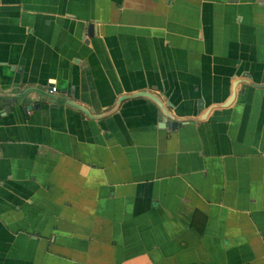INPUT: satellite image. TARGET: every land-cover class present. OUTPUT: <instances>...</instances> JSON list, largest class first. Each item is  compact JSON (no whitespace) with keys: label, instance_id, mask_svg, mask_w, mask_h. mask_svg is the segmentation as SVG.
<instances>
[{"label":"crops","instance_id":"1","mask_svg":"<svg viewBox=\"0 0 264 264\" xmlns=\"http://www.w3.org/2000/svg\"><path fill=\"white\" fill-rule=\"evenodd\" d=\"M34 89L0 264H264V0H0V94Z\"/></svg>","mask_w":264,"mask_h":264},{"label":"water","instance_id":"2","mask_svg":"<svg viewBox=\"0 0 264 264\" xmlns=\"http://www.w3.org/2000/svg\"><path fill=\"white\" fill-rule=\"evenodd\" d=\"M87 32H88V36L89 37H92V34L94 32V29H93V25L92 24H90L87 27ZM52 89H53V87L50 86L49 90L47 91V94H50V95L53 94ZM30 94H36V95L41 96L42 98H45V97L48 96L45 93H43L41 91H38V90H35V89L32 90V91H30V90L29 91H21L20 94L14 95V97H10V96L8 97L7 95L0 94V105L2 103H4V104L5 103H13L14 105H17L19 103L18 100L24 101V100H26V98ZM131 97H144V98H148L151 101H153L158 106V108L160 109L159 123L164 124L163 125L164 127L175 129L176 127L180 126V124L177 123L175 121V119L168 113V111H167L165 105L162 103V101L159 100L157 97H155V96H153V95H151L149 93H138V94L133 95ZM126 98H129V97H121L119 99L118 103L120 104ZM29 99H32V97H30ZM32 100L34 101V99H32ZM41 100H44V99H40V101ZM73 105L76 106V107H78V105H76V104H73ZM26 106H27L26 109L27 110H30L32 108H37L39 105H37V103H36V105L34 107L33 106H30V105H26ZM5 109H6V111L9 110L8 107H6ZM82 111L87 116H89L88 115L89 113H87V111H85L83 109H82Z\"/></svg>","mask_w":264,"mask_h":264},{"label":"built area","instance_id":"3","mask_svg":"<svg viewBox=\"0 0 264 264\" xmlns=\"http://www.w3.org/2000/svg\"><path fill=\"white\" fill-rule=\"evenodd\" d=\"M52 92H55V88L52 89Z\"/></svg>","mask_w":264,"mask_h":264}]
</instances>
